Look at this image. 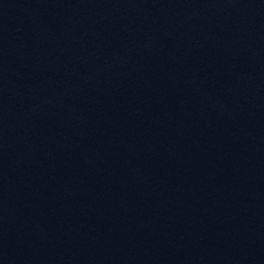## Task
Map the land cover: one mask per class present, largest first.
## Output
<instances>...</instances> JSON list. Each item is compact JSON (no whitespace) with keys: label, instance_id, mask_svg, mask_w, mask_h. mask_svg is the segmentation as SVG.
<instances>
[{"label":"water","instance_id":"95a60500","mask_svg":"<svg viewBox=\"0 0 264 264\" xmlns=\"http://www.w3.org/2000/svg\"><path fill=\"white\" fill-rule=\"evenodd\" d=\"M0 264H264V0H0Z\"/></svg>","mask_w":264,"mask_h":264}]
</instances>
